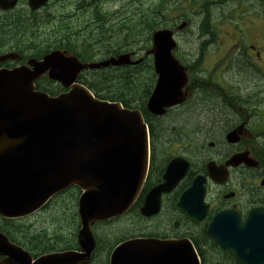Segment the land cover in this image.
Instances as JSON below:
<instances>
[{"label": "water", "instance_id": "water-1", "mask_svg": "<svg viewBox=\"0 0 264 264\" xmlns=\"http://www.w3.org/2000/svg\"><path fill=\"white\" fill-rule=\"evenodd\" d=\"M154 44L156 71L161 76L174 74L168 59L170 33H157ZM129 57L90 66L63 59L62 68L59 54H54L43 63L31 64L33 72L25 68L0 70V215L25 216L71 185L82 191L77 236L82 254L66 253L34 264H70L88 258L94 247L90 227L122 216L138 194L147 168L148 143L138 112L98 102L78 86L54 99L34 92L32 84L49 72L51 78L68 87L85 68L126 65ZM174 86V82L166 83L155 89L152 111L159 113L162 106L177 102L171 94ZM173 166L168 167L164 187L177 182L170 178ZM180 206L191 214L189 207L181 202ZM145 210L149 215L156 211L153 198ZM236 221L231 213L219 214L209 232L242 264H264V210H253L242 228ZM139 244L136 242L135 248ZM6 249L10 247L0 238V252ZM177 250V264H194V253L188 246L179 245ZM118 256L124 253L115 251L114 257Z\"/></svg>", "mask_w": 264, "mask_h": 264}, {"label": "flooded vegetation", "instance_id": "flooded-vegetation-1", "mask_svg": "<svg viewBox=\"0 0 264 264\" xmlns=\"http://www.w3.org/2000/svg\"><path fill=\"white\" fill-rule=\"evenodd\" d=\"M0 1L9 4L12 0ZM25 1L17 0L19 3L12 17H25L26 22L35 20L37 29L32 30L34 34L24 36L23 39L48 38L49 24L46 19L51 18L50 2L36 12H30ZM213 1L216 0H198L197 5L202 8L213 7ZM5 14L9 16L10 12ZM9 27L5 32L12 34ZM4 28H0V35ZM12 35L13 39L21 36ZM230 46L214 51L211 65L196 67L198 71H193L201 74L199 76L202 78H212L211 72L223 73L224 81L194 83L189 88L190 97L180 105L169 109L164 117H149L153 124L149 172L145 185L133 205L134 209L122 220L123 231L120 226L116 227L118 223L114 225L118 220L110 222L107 234L101 232L97 247L90 254L87 264H109L115 237L122 235L123 240L145 237L161 241L188 239L201 264H236L233 255L221 250L210 237L208 227L220 212H235L240 222H243L249 211L264 208V82L259 86L253 73L257 67L256 72L259 74L263 66L252 65L253 58L263 62L261 56L264 54V44L256 42L250 46L253 55L243 47L238 49L236 45ZM140 57L141 62L147 61L148 56ZM220 60L223 65L213 66ZM246 61L249 64H244ZM188 70L191 68L186 66ZM202 108L212 113L218 110L220 124L217 133L213 132V127L206 126L205 121H200L201 124H192L190 121L182 125L185 117L200 116ZM207 116L204 114V117ZM156 126L162 133L163 129L169 131L170 137L166 134L165 138H158ZM201 129H205L204 133ZM178 158L188 165L184 178L170 192L161 194L160 209L156 215L141 217L139 211L146 195L163 182L169 162ZM187 191H191V194L183 205L196 215L205 211L202 220L189 216L179 206ZM51 203L58 205L56 201ZM44 210L29 217L28 223H22L26 219L15 222L0 220V232L11 240V244L25 252L11 253L5 250L0 253V264H33L52 254H82L74 232L70 228L67 232L66 226L55 229L54 225L42 217ZM171 248L173 251H167L166 245H162L159 254H174L175 257V247L171 245ZM82 259L70 264H83Z\"/></svg>", "mask_w": 264, "mask_h": 264}, {"label": "trees", "instance_id": "trees-1", "mask_svg": "<svg viewBox=\"0 0 264 264\" xmlns=\"http://www.w3.org/2000/svg\"><path fill=\"white\" fill-rule=\"evenodd\" d=\"M148 13H145L144 15L143 14L142 15H138V18L139 17L140 18L143 17L144 18V22H148V27L153 28V26L150 25L149 23L155 21V17H156L155 16V11L152 12V16L151 17L146 16ZM147 18H150V19L148 20ZM133 32H135V31H132V33ZM142 33H144V31ZM129 34H130V32H129ZM138 36H139L138 34L134 33V34H132V39L135 40L136 38H138ZM243 76L246 77V75H243ZM101 81H102V85L101 86H103V87L104 86H109L110 87L109 93L112 96L117 97V96H120V95L125 94V93L126 94L129 93V97H132V96L133 97H137L138 96V94H137V91L139 89L137 87L138 84L136 85V91L132 87H130L129 89H124L122 87V85H121V80L119 78H117L115 73H112V74L108 75L105 79H102ZM200 113H201L200 116L193 117V118H196L195 121L199 122V124H201L203 121H205L206 126L213 127V132L217 133L219 131V124H220V121H219L218 117L215 120H212L213 113L210 112V111L208 112L207 109L205 110L204 108L200 109ZM204 114H208V116L204 117ZM197 120H199V121H197ZM220 120H221V118H220ZM200 121H202V122H200ZM204 130L205 129H201V131H203V133H204ZM167 132H169V131H166V130L164 131V129H163V133H162V131H158V128L156 126V135H158V138L159 137H161V139L165 138L166 134L168 135ZM208 133H210V132H208ZM57 209L61 210L62 207H57ZM64 209L68 210L67 206ZM65 213H67V211ZM48 220H49L50 224H52L54 226H59L60 228H63V227L66 226L67 232H68V228H70L71 221L69 219V215L66 217V219H60L57 223L55 221H53L52 219H48ZM121 225H122V226H120V227H122L121 231H123V224H121ZM107 230H106L105 234H107Z\"/></svg>", "mask_w": 264, "mask_h": 264}, {"label": "rangeland", "instance_id": "rangeland-1", "mask_svg": "<svg viewBox=\"0 0 264 264\" xmlns=\"http://www.w3.org/2000/svg\"><path fill=\"white\" fill-rule=\"evenodd\" d=\"M249 2L251 1V0H248ZM253 1V3H255V4H257V6H258V11H259V13H260V15L261 16H264V5H262V2H261V0H252ZM263 1V3H264V0H262ZM120 7H119V5H116V6H113V7H110V13L112 14V13H115L116 14V17H118L119 15H121V14H123L122 15V19H125V15L126 14H132V13H134V14H136L135 12H128V11H131V10H129V9H126V8H123V10H121V9H119ZM126 9V10H125ZM111 14H110V16H111ZM143 14V13H142ZM137 15V14H136ZM217 17H220L219 16V13L217 12V14L215 15V16H213V18H217ZM119 18V17H118ZM116 24V22H110V28H112L114 25ZM131 25V24H130ZM129 25V26H130ZM68 27H70V29H72V31H75V27H73L71 24H70V26H68ZM237 28H238V30L239 31H242V28H241V25H238V26H236ZM195 29H196V27L194 28V31H195ZM261 33H255V35L257 36V35H260ZM79 41L80 42H83V41H86V39H83V38H81V39H79ZM112 45L113 46H115V43L114 42H112ZM219 115H218V110H214L213 111V115H212V120H215L217 117H218ZM196 118H193L192 116H191V118H190V116H187V117H185L184 118V121L183 122H181L182 123V125L183 124H186V123H190V121L192 122V124H194V123H196ZM207 130H208V128H207ZM76 196H77V194H76V192H73L71 195H69V194H67L66 195V200H67V203L69 204L70 203V201H72L73 200V203H74V211H75V198H76ZM120 228H122V227H120Z\"/></svg>", "mask_w": 264, "mask_h": 264}, {"label": "bare ground", "instance_id": "bare-ground-1", "mask_svg": "<svg viewBox=\"0 0 264 264\" xmlns=\"http://www.w3.org/2000/svg\"><path fill=\"white\" fill-rule=\"evenodd\" d=\"M155 260L158 258V256H154Z\"/></svg>", "mask_w": 264, "mask_h": 264}]
</instances>
